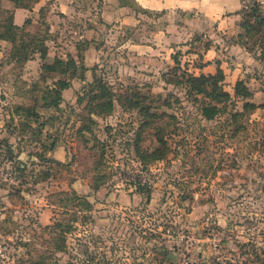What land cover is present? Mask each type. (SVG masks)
<instances>
[{"label": "rangeland", "instance_id": "1", "mask_svg": "<svg viewBox=\"0 0 264 264\" xmlns=\"http://www.w3.org/2000/svg\"><path fill=\"white\" fill-rule=\"evenodd\" d=\"M251 1L264 12V0H240L234 14L237 26L230 28L225 27L228 21L219 27L216 20L193 10L190 15L174 11L173 23L198 26L186 42L172 48V54L179 53L175 73L196 74L202 53L210 48L217 55L211 52L213 60L222 66L223 89L234 95V85L241 80L252 93L248 100L262 104L264 61L251 42L237 37L241 11ZM83 4L88 7V0ZM128 4L141 14L139 31H125L117 38L111 23L98 33L95 48L81 51L87 70L82 78H71L59 109L38 107V118L27 124L16 116L12 123L9 117L0 121L1 132L5 127L11 136L0 133V264L35 259L49 236L43 227L55 221L73 228L65 235L66 250L45 264H264V107L234 121L231 114L242 111L244 99L233 98L222 114L202 118L185 87L167 82L174 73L172 55L166 60L159 54L146 57L130 46L164 24L162 13L137 7L134 0ZM71 27L77 37L79 28ZM65 39L56 53L71 50L77 57L72 41ZM94 66L97 77L115 92L167 99L170 106L161 110L173 114L175 121L166 127L165 159L146 165L138 160L134 136L141 116L116 102L110 114L90 115V132H78L87 120L86 100L77 99L84 97ZM5 103L0 120L3 110H10ZM3 139L12 146L11 156ZM144 146L152 148L154 143L147 139ZM96 174H103L105 182L93 190L89 185ZM60 191H74L90 208H62ZM72 208L77 215L70 222Z\"/></svg>", "mask_w": 264, "mask_h": 264}, {"label": "trees", "instance_id": "2", "mask_svg": "<svg viewBox=\"0 0 264 264\" xmlns=\"http://www.w3.org/2000/svg\"><path fill=\"white\" fill-rule=\"evenodd\" d=\"M16 4L23 5L22 0H13ZM242 21L240 22L241 32L238 34L240 41L245 43L251 42L252 46L259 50L258 59L264 61V12L257 1H251L247 8H243ZM0 39L10 43L7 51V61L14 62L15 66L22 64L34 54H38L41 65L37 79L28 84L20 80L17 86L16 93L22 96L25 101L22 103L12 104L10 107L11 123L14 117H18L21 123H29L32 119L38 118L39 114L36 109L56 108L59 109L62 101V91L71 86V78H82L83 72L87 70L83 64L81 51L86 49L85 43L76 44V56L68 54L65 58L55 56L51 61L46 60L47 46L45 44L46 36L43 33H30L25 31L23 27L13 24L12 17L9 13L3 15L0 21ZM83 44V46H82ZM179 53L172 54L175 62L173 74L167 82L174 85H183L187 97L193 101L200 116L206 120H212L222 114L228 103H233V98L244 99L242 103V111H234L231 117L235 121L239 116L244 115V112H249L256 107H264V102L257 105L248 100L252 93L246 84L239 80L234 85V95L223 89L221 82L224 80V73L219 65L213 74H193L186 72L182 76H178L175 72L179 68L177 56ZM77 58V59H76ZM218 64V63H217ZM89 69V68H88ZM97 67L90 68L92 80L87 83V90L84 97L79 96L77 101L81 103L86 100L85 114L83 119L87 120L79 128V133L85 131L90 132V125L94 123L90 117L105 116L110 114L116 102L122 109L137 110L141 116V125L134 136V151L138 160L142 164H150L165 159L169 151V142L166 137V127L174 124L175 117L161 107H169L170 103L161 96L143 95L140 92H115L113 88L102 78L96 75ZM57 75V78H53ZM54 79L53 83H48L47 79ZM167 119V120H166ZM7 126L8 123H6ZM43 123L39 124V128ZM238 128V125H236ZM154 143L152 148L144 146V141ZM4 142L5 151L7 154L13 153L11 144L6 139ZM43 145V144H42ZM55 147L54 142L49 146L50 150ZM41 155V154H40ZM58 164H62L57 161ZM98 163L95 167H97ZM20 174H23V168H18ZM97 173V172H96ZM103 174H96L92 177L90 188L97 190L104 182ZM58 204L64 209L67 205L82 207L89 209L90 203L82 196H78L74 191H60L57 193ZM150 195L147 193L146 199L149 200ZM67 211V210H66ZM63 212V211H62ZM69 221L73 222L76 219L77 210H71ZM72 224H63L59 221L53 222L51 225L43 227L44 231L49 232L48 238L45 239V249L38 251L37 257L34 258H19L16 264H45L46 259L54 256L56 252L66 250V233L72 230Z\"/></svg>", "mask_w": 264, "mask_h": 264}, {"label": "crops", "instance_id": "3", "mask_svg": "<svg viewBox=\"0 0 264 264\" xmlns=\"http://www.w3.org/2000/svg\"><path fill=\"white\" fill-rule=\"evenodd\" d=\"M22 1L23 5L16 4L13 0H0V21L3 15L9 13L14 25L23 27L30 33H43L46 36L47 61H51L55 56L65 58L68 54L75 57L71 50L66 54L60 51L56 53V50L61 49L60 45L66 41L63 39L66 37L69 39L68 36L73 38L68 42L72 41L74 49L78 43L87 44L85 50L88 53L95 48L96 35L109 28L111 23L115 26L113 32L116 33L117 38L123 36L125 31L135 32L140 29L138 22L141 14L134 11L133 7L128 4L129 0H88V7L83 4L87 0ZM134 2L137 7L162 13L164 24L159 23L156 28L150 29L145 40L139 43L132 41L130 46L137 53H144L146 57L159 54L165 60L170 59L173 46L186 42L198 27L173 23L171 19L174 11L186 12V15H190L189 10H193L207 19L216 20L219 27L225 26V22L228 21L225 27L230 28L237 26V18L234 14L240 8V0H134ZM226 15L228 17L221 20V17ZM71 26L79 28L77 37L71 35L73 32ZM9 47L8 41L0 39V106L6 105L5 101H7L6 108H10L12 104L22 103V96L16 93L17 86L20 80L28 84L33 81L32 79H37L41 65L38 54H34L18 65V69H14V62H8L6 59ZM211 52L217 56L215 51H211L210 48L206 49L200 59L202 65L195 68L198 71L196 75L199 73L213 74L216 71L217 63L213 60L214 55L211 56ZM9 113L10 111L4 109L3 119L0 121L7 122L6 118L10 117ZM0 133L7 138L11 137L5 127L2 132L0 130Z\"/></svg>", "mask_w": 264, "mask_h": 264}]
</instances>
